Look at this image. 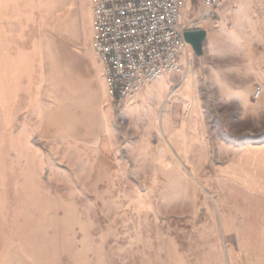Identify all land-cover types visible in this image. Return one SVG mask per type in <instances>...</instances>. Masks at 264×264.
I'll return each mask as SVG.
<instances>
[{
	"label": "rangeland",
	"instance_id": "374dc122",
	"mask_svg": "<svg viewBox=\"0 0 264 264\" xmlns=\"http://www.w3.org/2000/svg\"><path fill=\"white\" fill-rule=\"evenodd\" d=\"M181 11L196 26L210 18L203 0H184ZM189 55L186 74L197 58L191 47ZM89 62L59 69L62 99L57 105L49 97L48 121L34 120L30 148L17 146L16 165L0 149V264H194L201 195L158 122L153 127L154 114L159 120L168 109L174 126L185 123L192 104L173 89L157 105L175 77L164 73L126 111L108 106L107 120L92 99L84 104L89 82L98 79ZM198 117L218 134L223 116ZM263 139L264 133L242 136Z\"/></svg>",
	"mask_w": 264,
	"mask_h": 264
},
{
	"label": "crops",
	"instance_id": "0c3cea01",
	"mask_svg": "<svg viewBox=\"0 0 264 264\" xmlns=\"http://www.w3.org/2000/svg\"><path fill=\"white\" fill-rule=\"evenodd\" d=\"M200 23L203 53L175 91L185 106L192 104V117L174 126L168 109L159 120L154 114L153 127L158 122L201 195V251L194 264H264V139L242 140L264 133V0H226ZM92 37V0H0V149L9 163H18L17 146L30 148L34 120L47 123L49 97L57 105L62 99L59 69L80 58L91 62L98 77L95 85L89 82L84 104L92 99L108 120L114 101ZM174 76L157 105L170 98L180 80ZM156 81L117 107L126 111ZM201 115L223 116L218 134L197 121Z\"/></svg>",
	"mask_w": 264,
	"mask_h": 264
},
{
	"label": "built area",
	"instance_id": "2783aa9c",
	"mask_svg": "<svg viewBox=\"0 0 264 264\" xmlns=\"http://www.w3.org/2000/svg\"><path fill=\"white\" fill-rule=\"evenodd\" d=\"M225 1L203 0L207 14L213 16ZM183 2L92 0V49L117 106L164 73L180 75L174 90L184 81L190 60L184 32L197 26L183 16Z\"/></svg>",
	"mask_w": 264,
	"mask_h": 264
},
{
	"label": "water",
	"instance_id": "95a60500",
	"mask_svg": "<svg viewBox=\"0 0 264 264\" xmlns=\"http://www.w3.org/2000/svg\"><path fill=\"white\" fill-rule=\"evenodd\" d=\"M205 37L204 29H189L184 32V38L196 56H201L203 53L202 42Z\"/></svg>",
	"mask_w": 264,
	"mask_h": 264
}]
</instances>
